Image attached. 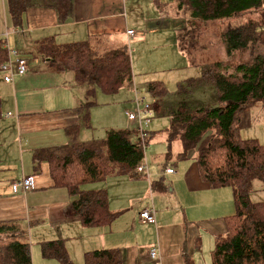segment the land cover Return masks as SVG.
<instances>
[{"label":"crops","instance_id":"obj_1","mask_svg":"<svg viewBox=\"0 0 264 264\" xmlns=\"http://www.w3.org/2000/svg\"><path fill=\"white\" fill-rule=\"evenodd\" d=\"M178 1L74 0L73 13L65 21H59L55 9L35 6L25 12L22 25L16 27L8 0H0L1 40L18 48L23 57L32 58L31 61L26 58L28 72L16 77L11 84L15 103H8L5 91L0 90V222L21 223L26 240L31 244L33 264L60 263L55 258L42 256L41 243L52 240L64 242L74 264H85V254L89 251L106 248L118 249L122 264H185V255L200 264L201 255L213 247L211 258L215 237L226 232L225 218L231 215L228 206L207 204L199 208L196 203L183 199V188L189 182L200 194L221 193L226 188L208 185L193 164L188 176L183 170V161L189 160L188 157H178L181 161L176 164L167 162L162 171L153 166L149 179L134 172L98 182L105 183V187L88 188L98 183H87L83 188L105 189L110 209L119 213L110 225L92 227L84 226L81 218L73 213L72 197L67 188L55 185L49 163L34 161L37 150L68 143L66 129L81 123L79 106L87 99L89 89L73 71H60L51 60L33 56L37 43L51 38L65 45L99 37L107 49L127 45L134 75V83L129 88L134 92L135 89L142 91L143 85L148 93L149 82L162 81L173 91L179 82L203 73L202 68L194 65L179 49L187 14L178 8ZM262 10L264 12V7ZM128 30H135L136 36H130ZM6 32L9 33L7 38ZM216 52L226 58L224 47L219 46ZM166 97L155 99L154 110L158 115L168 112L171 118L177 106H170ZM181 101L178 97L177 103ZM93 108L91 126H82L79 137L84 130L94 129L92 118L96 109ZM107 127L106 131L120 128L115 124ZM93 139L101 140V133L92 135ZM148 163H151L149 159ZM166 167H173L175 173H165ZM29 175L34 177L35 189L15 192L13 184ZM113 177L118 185L110 181ZM148 198L156 211V223L144 225L140 223L139 214L149 207ZM138 201L141 204L135 207ZM153 248H158L157 260L150 256Z\"/></svg>","mask_w":264,"mask_h":264},{"label":"trees","instance_id":"obj_2","mask_svg":"<svg viewBox=\"0 0 264 264\" xmlns=\"http://www.w3.org/2000/svg\"><path fill=\"white\" fill-rule=\"evenodd\" d=\"M8 5L14 25L20 27L25 12L35 6L53 8L59 21H65L73 13L74 0H8ZM177 6L187 14L183 49L189 48L191 62L203 70L200 77L179 82L177 93L185 96L199 86L213 85L221 104L193 108L183 98L164 131L167 155L179 141L180 159L197 151L198 172L205 182L233 188L235 212L225 218L226 232L215 237L212 264H264V201L251 200L253 182H264V144L242 139L239 126L245 110L264 103V0H179ZM255 10H260L259 18L247 17ZM218 41L226 58L212 50ZM3 44L0 40V65L8 56ZM32 54L50 59L60 71H73L89 85L87 99L79 106L81 123L66 129L68 143L37 150L34 161L49 163L55 185L68 189L72 211L84 226L110 225L119 213L110 209L107 191L83 186L113 175L134 174L144 158L143 141L137 130L123 128L107 129L105 139L87 142L79 140V133L82 126H91L96 87L112 94L133 85L129 47L107 49L99 37L65 45L47 38L37 43ZM147 92L155 99L170 94L162 81L149 82ZM1 107L0 98V118ZM152 137L149 133L146 141ZM0 236L4 238L0 264H33L31 244L19 221L0 222ZM41 252L44 258L74 264L62 240L42 242ZM85 264H122L120 251H89ZM185 264L196 263L185 255Z\"/></svg>","mask_w":264,"mask_h":264},{"label":"rangeland","instance_id":"obj_3","mask_svg":"<svg viewBox=\"0 0 264 264\" xmlns=\"http://www.w3.org/2000/svg\"><path fill=\"white\" fill-rule=\"evenodd\" d=\"M260 13V10L250 11L248 13L247 17H256L259 18L258 14ZM186 30V27L184 28ZM219 43V41H218ZM179 49L181 53L183 52L187 55V58L191 61L192 59V53L190 52L189 48L187 46H184L183 49V37L182 40L179 42ZM219 45H214L212 47V50L218 51ZM132 53V49H131ZM26 56V55H25ZM221 57V56H220ZM26 58H28L26 56ZM28 58V61H31ZM184 61V60H183ZM28 68H30L28 66ZM3 76V71L0 70V78ZM182 81V80H181ZM7 84L4 81H0V90L5 91V95L7 96V102L12 103L14 101L15 103V94L12 93L13 91V85ZM170 89V88H169ZM168 89V90H169ZM141 90L146 95L147 100L151 103H155V98L148 93H146L145 87L142 85ZM88 91V90H87ZM171 91V89H170ZM95 96L92 98V100H95L97 102L96 107H94L96 110L94 113V116L92 118V125L94 129H91V131L87 132V130H84L83 136L79 137V140L82 142H87L92 140V135L99 136L101 133V140L104 139L106 136V128L107 126H110V124H115V126L128 129L132 128L130 130H137V124L135 122H132L129 120L128 116L126 115V108H132L133 102L132 97L135 96V92L131 90L130 88H121L117 93L107 94L103 92L99 87H96ZM14 96V99L12 98ZM132 97V98H130ZM180 97L181 100L183 98L189 102V104L193 108H202L204 106H217L221 104V102L218 99L216 89L213 85H203L196 88L191 94L183 96V93H177V84L175 85V89L170 92L168 95L170 106H177V98ZM131 99V100H130ZM175 104V105H174ZM93 108V109H94ZM174 108V107H173ZM177 108V107H176ZM174 108V110H176ZM152 122L146 127V130H148V134L151 133L152 135L155 132V135L150 139L148 142L149 144L146 146L145 149V159L142 160V164L148 165V173L147 169L144 173H140L142 178H149L148 175L152 174L153 166L157 168V171H162L164 169L165 164L167 162H171L173 164L179 163L181 160L178 158V154L182 150L181 143L179 141H176L173 143L171 151L172 154L170 156L167 155L168 153V144L166 142V137L164 134V131L166 128L170 125V115L168 112H166L164 115H158L154 108L152 111ZM97 114V119H95V115ZM95 122V123H94ZM154 124V126L152 125ZM96 124V125H95ZM151 126L152 129H151ZM240 130H241V137L242 139H256L261 144H264V103H258L253 107L248 108L245 110L240 118ZM154 131V132H152ZM87 133H89L87 135ZM103 135V136H102ZM135 138V136H134ZM96 140V139H93ZM64 144V143H62ZM196 155L197 151L192 150L189 152L188 159L183 161V170L187 172L188 176L191 174V164L197 166L196 161ZM148 159L151 162L148 163ZM197 170V169H196ZM156 172V171H155ZM136 173V171H135ZM116 177L111 178L110 181L114 185H118ZM184 178V183H185ZM98 183V182H94ZM209 185V184H208ZM105 183H98V184H91L88 185V188H100L105 187ZM213 191V190H210ZM221 193H205L202 192L201 194L196 191L194 185L189 182L187 186H184L183 188V199L187 201V203H196L197 207H205L207 204H213L220 206V204H224L229 207V214H233L235 212V203H234V194H233V188L231 186H227L226 188L222 189ZM148 202L150 203L149 206H153L151 202V198H148ZM251 200L253 202H262L264 201V182L261 180H255L253 182V191L251 193ZM141 204L140 201L136 202L135 207L139 206ZM133 207V208H135ZM132 212V211H131ZM201 212H204V210ZM206 214V213H204ZM140 215V214H139ZM2 236H0V243L4 242V239H1ZM211 245L213 242H210ZM208 242L206 247L208 246ZM208 249L206 251V254L201 255L202 259L200 264H212V260L210 258V252L212 250ZM205 259V260H204ZM59 264H62L61 262ZM77 264V263H75ZM84 264V263H82Z\"/></svg>","mask_w":264,"mask_h":264},{"label":"built area","instance_id":"obj_4","mask_svg":"<svg viewBox=\"0 0 264 264\" xmlns=\"http://www.w3.org/2000/svg\"><path fill=\"white\" fill-rule=\"evenodd\" d=\"M127 33L130 36H136L135 30H128ZM9 35L8 32L5 33V37L7 38ZM1 40V38H0ZM4 48L7 51L8 57L6 61H4L0 65V70L3 71L2 80L7 83H14L16 77H20L25 75L28 72L27 60L21 54L20 50L15 47H10L8 44H4ZM133 106L132 108L126 109V115L129 120L135 122L137 124V133L143 141V149H144V158L145 159V149L149 144L146 139L148 137V130L146 127L152 122V111L154 108V104H151L146 95L135 89V96L132 100ZM11 115V113H9ZM142 159V160H143ZM147 169L148 173V165L142 164V161L136 168V173H144ZM175 169L173 167H166L165 173L173 174L175 173ZM149 177V175H148ZM149 179V178H148ZM14 191H29L35 189L34 177L32 175L23 177L20 181H17L13 184ZM140 223L141 224H155L156 223V211L153 206L146 207L140 212ZM150 256L152 259L157 260L159 258L158 248H153L150 251Z\"/></svg>","mask_w":264,"mask_h":264},{"label":"water","instance_id":"obj_5","mask_svg":"<svg viewBox=\"0 0 264 264\" xmlns=\"http://www.w3.org/2000/svg\"><path fill=\"white\" fill-rule=\"evenodd\" d=\"M50 60V59H49Z\"/></svg>","mask_w":264,"mask_h":264}]
</instances>
